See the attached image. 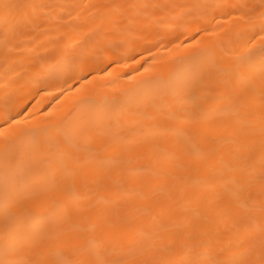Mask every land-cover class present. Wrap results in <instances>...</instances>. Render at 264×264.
<instances>
[{"label":"bare ground","instance_id":"obj_1","mask_svg":"<svg viewBox=\"0 0 264 264\" xmlns=\"http://www.w3.org/2000/svg\"><path fill=\"white\" fill-rule=\"evenodd\" d=\"M0 264H264V0H0Z\"/></svg>","mask_w":264,"mask_h":264}]
</instances>
